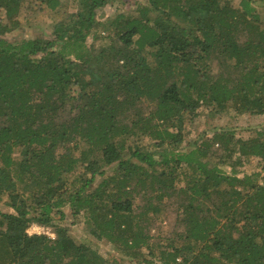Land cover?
<instances>
[{
	"label": "trees",
	"instance_id": "16d2710c",
	"mask_svg": "<svg viewBox=\"0 0 264 264\" xmlns=\"http://www.w3.org/2000/svg\"><path fill=\"white\" fill-rule=\"evenodd\" d=\"M110 1L0 0V264H264V180L239 171H264V129L184 130L264 115V17L252 0H134L97 18ZM34 2L51 37L6 40ZM141 191L181 194L170 234L143 230L164 208ZM68 216L113 252L75 240Z\"/></svg>",
	"mask_w": 264,
	"mask_h": 264
},
{
	"label": "rangeland",
	"instance_id": "374dc122",
	"mask_svg": "<svg viewBox=\"0 0 264 264\" xmlns=\"http://www.w3.org/2000/svg\"><path fill=\"white\" fill-rule=\"evenodd\" d=\"M134 0H112L109 4L101 7L97 11V18L103 19L112 16L114 13L121 11H130L132 8V2ZM238 0H231L232 5L236 6ZM253 4L257 7L262 18L264 17V1L263 0H252ZM65 6L68 7L67 2ZM18 18L20 19V27L6 33L3 37L8 41H19L23 38H31L35 36L50 38L52 33V23L57 18L54 13L50 10L45 9L38 2L27 3L26 7L19 13ZM264 24V23H263ZM86 44L91 45V37L86 38ZM96 44L94 43V47ZM213 73L217 72L216 65L213 63L211 67ZM216 127H231L241 136L247 137L250 134L252 128L264 129V115L259 116H247L241 114L239 116H233L231 113L226 115L222 114L220 117L207 118L201 116L195 121L188 123L184 130L186 131L187 139L192 140L199 134L206 132L207 135H211V132ZM148 138L141 135L140 143H147ZM186 142H183L181 149H185ZM187 149V148H186ZM219 154V146L214 143L209 148V159L210 163L217 160ZM209 162V161H208ZM221 169L229 171V167L225 165H219ZM240 174L246 173L255 179L264 180V171L261 170L260 164L256 158L247 160L243 166L239 167ZM184 176L178 182L177 187H181L184 183ZM155 192L141 191L136 194V202L140 205H144L146 202L155 203L160 207L164 208L163 214L160 220H153L150 214L146 220H143V230L150 236L155 237L159 232L168 235L172 232L174 224L176 223V211L177 206L182 200L181 194L173 193L171 196H164L162 200H158V196H155ZM7 208L0 201V211H5ZM140 211V210H138ZM64 224L67 226L69 233L77 241H83L89 244L92 248L98 251H112L108 247V244L104 241H99L89 235L86 231L85 226L80 221L72 222V218L68 216ZM28 233H40L45 232L50 234L49 229H43L41 226L31 225L27 229ZM123 261H126L125 257H122Z\"/></svg>",
	"mask_w": 264,
	"mask_h": 264
},
{
	"label": "built area",
	"instance_id": "2783aa9c",
	"mask_svg": "<svg viewBox=\"0 0 264 264\" xmlns=\"http://www.w3.org/2000/svg\"><path fill=\"white\" fill-rule=\"evenodd\" d=\"M42 228V227H41Z\"/></svg>",
	"mask_w": 264,
	"mask_h": 264
}]
</instances>
